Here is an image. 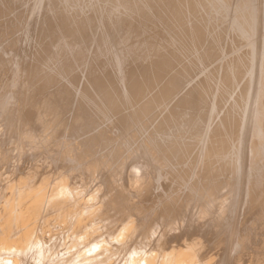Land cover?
Returning a JSON list of instances; mask_svg holds the SVG:
<instances>
[{
  "label": "bare ground",
  "instance_id": "1",
  "mask_svg": "<svg viewBox=\"0 0 264 264\" xmlns=\"http://www.w3.org/2000/svg\"><path fill=\"white\" fill-rule=\"evenodd\" d=\"M0 264H264V0H0Z\"/></svg>",
  "mask_w": 264,
  "mask_h": 264
}]
</instances>
